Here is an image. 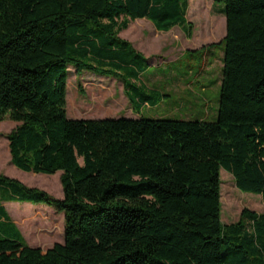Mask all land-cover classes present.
I'll use <instances>...</instances> for the list:
<instances>
[{
  "label": "trees",
  "instance_id": "obj_1",
  "mask_svg": "<svg viewBox=\"0 0 264 264\" xmlns=\"http://www.w3.org/2000/svg\"><path fill=\"white\" fill-rule=\"evenodd\" d=\"M223 2L225 35L209 44H224L210 122L66 111L70 66L122 82L134 113L157 104L165 94L140 82L146 58L119 32L137 18L188 30V0H0L10 163L60 171L63 193L0 174V223H10L2 201L64 213V240L46 249L1 229L0 264H264V212L220 218L221 168L242 192L264 195V0Z\"/></svg>",
  "mask_w": 264,
  "mask_h": 264
},
{
  "label": "rangeland",
  "instance_id": "obj_2",
  "mask_svg": "<svg viewBox=\"0 0 264 264\" xmlns=\"http://www.w3.org/2000/svg\"><path fill=\"white\" fill-rule=\"evenodd\" d=\"M223 9V0H188V30L174 26L170 32L159 31L146 18L131 20L120 37H126L123 39L146 58L148 68L143 74L144 79L148 77L146 85L162 91L165 96L155 105L143 106L137 114L130 110L120 81L88 70L76 72L70 66L66 83L67 116L115 118L125 117L127 114L120 112L126 111L147 118L215 121L224 44H209L219 42L225 35ZM151 30L155 34L152 35ZM15 125L9 119L0 121V174L62 198L60 171L32 173L10 163L7 134ZM220 181L222 223L237 221L243 208L264 212L263 194L242 192L232 175L223 168L220 169ZM1 204L6 210L5 221L10 223H0V232L5 230L10 236L16 228L25 235L30 246L42 242L48 247L63 242V211L29 202L2 201Z\"/></svg>",
  "mask_w": 264,
  "mask_h": 264
},
{
  "label": "crops",
  "instance_id": "obj_3",
  "mask_svg": "<svg viewBox=\"0 0 264 264\" xmlns=\"http://www.w3.org/2000/svg\"><path fill=\"white\" fill-rule=\"evenodd\" d=\"M138 19V18H137ZM152 23V22H151ZM153 25V24H152ZM154 26V25H153ZM155 27V26H154ZM127 28H128V26H127ZM127 28H125V29H123V30H121L120 32H119V36H120V33L122 32V31H125V30H127ZM173 28V27H172ZM172 28L171 29H169L168 31H165V32H170L171 30H172ZM155 29H156V27H155ZM158 30V29H157ZM160 31V30H159ZM150 33L153 35V34H155V32L153 31V30H151L150 31ZM122 38H126V37H123L122 36ZM140 49V48H139ZM139 49H137V50H139ZM151 65H153V64H151ZM147 79H148V77L146 78V79H144L143 78V74L141 75V78H140V82L142 83V84H144L147 88H149V89H153L152 87H149V85H146V84H148V82H147ZM119 81V80H118ZM121 84H122V82H121ZM122 88H123V84H122ZM162 92V91H161ZM163 93V92H162ZM164 94V93H163ZM124 96L126 97V100H127V102L129 103V105H130V110L133 112V110H132V107H131V104H130V101H129V99H128V97L125 95V93H124ZM163 96H165V95H163ZM162 96V97H163ZM162 97H160L159 98V101L158 102H160L161 101V99H162ZM157 102V103H158ZM143 106H146V104H143L142 106H141V108L143 107ZM140 108V109H141ZM122 112H125V114H127L125 117L126 118H136V117H138V116H136L135 114H133V113H126V111H121L120 113H122ZM117 115V114H116ZM94 118H109V117H107V116H105V117H94ZM116 118V117H115ZM20 233H21V235H22V237L24 238V240L26 241V243L27 244H29L28 243V241H27V238L25 237V235H23V233L20 231ZM56 243V242H55ZM54 244V243H53ZM32 246H37V247H41V248H43V249H46V248H49V247H51V246H48V247H45V245H43L42 244V242H39V243H37L36 245H32Z\"/></svg>",
  "mask_w": 264,
  "mask_h": 264
}]
</instances>
